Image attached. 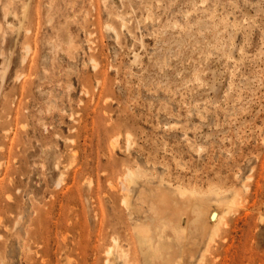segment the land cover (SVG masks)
Segmentation results:
<instances>
[{
	"label": "rangeland",
	"instance_id": "374dc122",
	"mask_svg": "<svg viewBox=\"0 0 264 264\" xmlns=\"http://www.w3.org/2000/svg\"><path fill=\"white\" fill-rule=\"evenodd\" d=\"M128 170L211 205L171 264H264V0H0V264L130 249Z\"/></svg>",
	"mask_w": 264,
	"mask_h": 264
},
{
	"label": "bare ground",
	"instance_id": "6f19581e",
	"mask_svg": "<svg viewBox=\"0 0 264 264\" xmlns=\"http://www.w3.org/2000/svg\"><path fill=\"white\" fill-rule=\"evenodd\" d=\"M124 180V189L127 194L123 197L122 203L127 209H134L136 212L144 214V216H139L141 217V221L136 222L132 227V234L130 236L131 244L128 246L130 249L122 247L118 239H113V245L106 250L104 264H171L170 260L173 255L172 250H174L172 242L176 239L181 236L184 239H187L189 233H195L199 238V244L202 245L213 236L211 235V227L213 228L214 225L211 223V205L202 201L198 197L196 191H192L188 194L180 189L174 190L175 194L182 202L180 203L185 204V208L182 211L172 212L169 208H162L163 206L169 207L171 205L170 199L165 194H162L155 199V206L159 205L160 209H157L156 211V207H152L151 210L145 211L143 208L135 209L133 206V195L131 193L132 190L139 185L138 177L135 172L128 170L125 174ZM149 198L150 193L145 192L140 198V201L143 204H148ZM221 206L222 205H217L219 211L222 209L219 208ZM224 207L226 206L224 205L223 208ZM152 217H156L157 220L162 223V233L164 234V240L166 241H163L156 234V229L151 221ZM217 218L219 219V217ZM217 221L218 220H216V222ZM169 231L171 232V236L169 235ZM212 231H215V229ZM133 246H135V248ZM185 252L186 250L184 248L176 264H182ZM199 262L196 263L194 261L189 262V264H199Z\"/></svg>",
	"mask_w": 264,
	"mask_h": 264
}]
</instances>
